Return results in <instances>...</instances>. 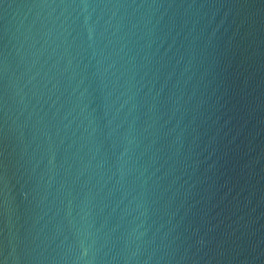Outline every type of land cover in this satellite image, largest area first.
Here are the masks:
<instances>
[{
    "label": "water",
    "instance_id": "1",
    "mask_svg": "<svg viewBox=\"0 0 264 264\" xmlns=\"http://www.w3.org/2000/svg\"><path fill=\"white\" fill-rule=\"evenodd\" d=\"M2 264H264V0H0Z\"/></svg>",
    "mask_w": 264,
    "mask_h": 264
},
{
    "label": "snow or ice",
    "instance_id": "2",
    "mask_svg": "<svg viewBox=\"0 0 264 264\" xmlns=\"http://www.w3.org/2000/svg\"><path fill=\"white\" fill-rule=\"evenodd\" d=\"M0 264H2V262H0Z\"/></svg>",
    "mask_w": 264,
    "mask_h": 264
}]
</instances>
